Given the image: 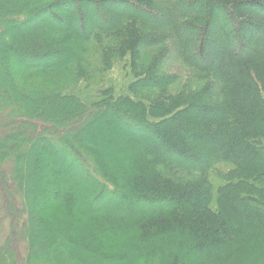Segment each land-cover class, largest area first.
I'll return each instance as SVG.
<instances>
[{"label":"trees","instance_id":"16d2710c","mask_svg":"<svg viewBox=\"0 0 264 264\" xmlns=\"http://www.w3.org/2000/svg\"><path fill=\"white\" fill-rule=\"evenodd\" d=\"M1 37L0 264H264V0H0Z\"/></svg>","mask_w":264,"mask_h":264},{"label":"rangeland","instance_id":"374dc122","mask_svg":"<svg viewBox=\"0 0 264 264\" xmlns=\"http://www.w3.org/2000/svg\"><path fill=\"white\" fill-rule=\"evenodd\" d=\"M2 39H4V38H3V37L0 38V49L2 48V47H1V46H2V43H1V42L3 41ZM4 225L7 227V220H6V222H5ZM7 228H8V227H7ZM0 240H2V235H0Z\"/></svg>","mask_w":264,"mask_h":264}]
</instances>
